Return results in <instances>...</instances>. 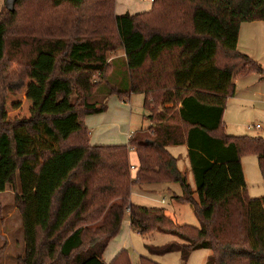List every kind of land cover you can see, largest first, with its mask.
Returning a JSON list of instances; mask_svg holds the SVG:
<instances>
[{
    "label": "trees",
    "instance_id": "trees-1",
    "mask_svg": "<svg viewBox=\"0 0 264 264\" xmlns=\"http://www.w3.org/2000/svg\"><path fill=\"white\" fill-rule=\"evenodd\" d=\"M114 8L115 0H14L0 16V193L12 190L21 221L17 264H103L125 214L139 236L177 240L153 254L185 263L208 250L206 264H264V197L245 196L240 161L255 156L264 182V139L228 136L223 124L235 79L264 75L237 50L240 25L264 23V0H152L149 12L122 16ZM18 9L31 49L10 81L4 60ZM119 50L129 85L106 98L142 95L150 127L126 145L90 146L84 119L106 104L88 100ZM182 145L195 191L168 151ZM153 184H179L174 199L192 207L199 228L130 202L134 187ZM111 264H132L129 252Z\"/></svg>",
    "mask_w": 264,
    "mask_h": 264
},
{
    "label": "rangeland",
    "instance_id": "rangeland-1",
    "mask_svg": "<svg viewBox=\"0 0 264 264\" xmlns=\"http://www.w3.org/2000/svg\"><path fill=\"white\" fill-rule=\"evenodd\" d=\"M8 1L10 0H0V16H5L7 12L10 13L14 9V0H12L10 3L12 10H7L6 3ZM145 5L146 4H144V6ZM17 13H19L21 17L20 19L16 18L15 31L10 33L7 37L6 57L4 60L5 75L10 78V81L13 80L14 77L13 69L16 67L15 62L22 65L25 64L29 58L31 49V47L22 44V41L25 39H23L21 35L24 36L23 33L27 32V27L26 23L23 21L21 9H18ZM110 30L111 29H108V34ZM121 54L122 52L119 50L118 53L113 56V60L109 64V71L106 74V80L102 81L97 92L88 100L90 103L97 104V106L106 104L107 106L108 98H106V94L110 87H115L122 91L126 90L123 88L125 87V77L123 74L117 75L114 67V65L116 66L118 63L119 65L122 64V60L117 58ZM261 67L264 70V66L261 65ZM2 81L4 83V79H2ZM97 81L98 79H95V82ZM234 84V97L227 101L223 113L224 133L233 137L247 136L250 138L264 139V75L251 73L245 78L235 79ZM142 102L143 97L141 95L132 94L130 99L126 100L125 106L120 105V108L116 109L110 108V112H114V115L119 116L123 121V124H120V120L118 121L119 130H117L119 128L117 126L116 130L111 128L110 131H108V133L114 131L115 134L118 135L116 136L117 139L113 141L120 143H115L116 145L126 144L127 138L125 133L127 129L128 133H135L148 128L150 124V122L147 121L148 113L143 108ZM108 133H106L103 128L99 131V134L97 130L92 131V136L96 137L98 134L104 137ZM90 136L89 138L91 139L92 137ZM170 152L177 159L178 168L182 171L184 163L188 165L186 162V155L181 149L170 148ZM240 161L245 180V196L249 199L263 198L264 182L258 167L257 158L253 155L244 154L241 155ZM188 181L193 185L191 174L188 176ZM135 189L137 190L139 188L134 187L132 194L136 193ZM136 197V194L132 196L133 202H136V204L142 207L153 206L143 198ZM162 198L168 201V198L164 196H161L159 201ZM160 207L163 208L162 206ZM150 208L155 209V207ZM167 210L172 212L170 208H167ZM172 216V221L178 225L199 228V221L190 205H185L184 210H181L180 213H174ZM128 221V215L125 214L124 224L127 225ZM113 241L116 243L112 246L115 247V249L117 246H121L122 249H126L130 252L129 256L132 259V264H138L140 257L148 258L156 264H206L207 258L211 254L208 250L194 251L190 253L185 263H183L178 253L165 255L153 254L150 252V248H160L177 242V240L169 235L160 233H152L141 237L131 230L127 234V230L124 227L117 236V239ZM0 248H2L0 264H17L18 258L23 254L21 221L15 208L14 193L10 189L0 193Z\"/></svg>",
    "mask_w": 264,
    "mask_h": 264
},
{
    "label": "crops",
    "instance_id": "crops-1",
    "mask_svg": "<svg viewBox=\"0 0 264 264\" xmlns=\"http://www.w3.org/2000/svg\"><path fill=\"white\" fill-rule=\"evenodd\" d=\"M142 2L146 5L144 6V4ZM151 8H152V0H115L114 10H115V14L117 16H122L125 14L136 15V14L146 13V12H149L151 10ZM237 50L240 53L246 54L252 60H254L255 62L264 66V23L252 22V23L241 24L239 27V33H238ZM117 58L122 60V64L119 65V63H118L116 66L114 65L115 72L117 75L123 74V76L125 77V87H126V88L125 87H123V88L127 89L128 85H129V79H128V72L126 70V64H125L123 54H121ZM131 95H129L127 98L126 97L120 98L116 95H112V96L108 97V102H107L105 112H103L101 114L90 115V116L85 117L84 125L89 132V136L91 135L90 137H92L91 139L89 138V145L90 146H115L116 145L115 143L120 144L119 142H113L114 139H117L116 136H118V135H116L114 131L111 133H108V131H110L111 128L113 130H116V127L119 125L118 121L120 120V124H123V121L121 120V118L119 116L114 115V112H110V108L116 109V108H120V105L125 106L126 100H129ZM118 101H119V103H118ZM149 127H150V124H149L148 128ZM103 128L105 129L106 133H108V134H106L104 137H101L98 134H99V131H101ZM119 129H120V127L117 130H119ZM95 130L98 131V134L96 137H93L92 131H95ZM132 134H133V132L128 133V129H127V132L125 133V136L127 138V142L129 140V137ZM127 142H126V144H127ZM170 148L171 149H181L183 151V153L186 155V160H187L186 162L188 163V165L184 163L183 170L182 171L179 170V171L186 177L187 184L189 185L191 190L195 191L194 180H193V185H191V183L188 181V176H189V174H191V171H190L189 162L187 159V148H186V146L185 145L173 146ZM170 148L168 149V151L171 154ZM129 159H130V163L132 166H137V160L133 154H130ZM192 179H193V176H192ZM138 188L139 189H137V190L135 189L136 193H134V194H136L137 197L143 198L146 202L150 203V205H153V206H149L147 208L155 207L158 209H163L165 215L168 218H170L171 220L173 217L172 215H174V213H180L181 210H184V206L188 205V204L177 202L174 199L175 197H181V195H182V190H181V187L179 186V184H167V185L153 184V185L141 186ZM134 194H132V192H131L130 202L133 205L140 206V205L136 204V202H133L132 196ZM161 196L167 197L168 201H165L163 198L159 201ZM154 197H155V199H154ZM193 198L194 199L197 198L196 194H193ZM154 205H157V206H154ZM160 206H162L163 208H161ZM164 206H166V207H164ZM167 208H170L172 212L167 210ZM123 227L127 230V234L129 231H131L129 221L127 222V225H126V224H124V220H123L119 233L121 232ZM119 233H118V235H119ZM136 235H138V234H136ZM117 236L113 240L117 239ZM113 240L107 244V247L102 254L101 259H102L103 264H111L113 259L116 257V255L120 251L126 250V249H122L121 246H117V248H116L117 250L115 249V247H112V246H114V244H116L115 241H113ZM117 245H120V244H117ZM129 254H130V252H129ZM130 260L132 263L131 258H130Z\"/></svg>",
    "mask_w": 264,
    "mask_h": 264
},
{
    "label": "water",
    "instance_id": "water-1",
    "mask_svg": "<svg viewBox=\"0 0 264 264\" xmlns=\"http://www.w3.org/2000/svg\"><path fill=\"white\" fill-rule=\"evenodd\" d=\"M12 2V0H10V1H8L7 3H6V7H7V10L8 11H11L12 9H11V6H10V3Z\"/></svg>",
    "mask_w": 264,
    "mask_h": 264
}]
</instances>
